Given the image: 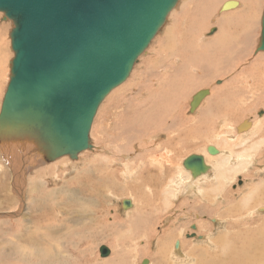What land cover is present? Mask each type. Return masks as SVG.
<instances>
[{
    "label": "rangeland",
    "instance_id": "1",
    "mask_svg": "<svg viewBox=\"0 0 264 264\" xmlns=\"http://www.w3.org/2000/svg\"><path fill=\"white\" fill-rule=\"evenodd\" d=\"M225 1H177L148 47L139 55L128 78L121 85L114 88L99 106L90 130L91 147L75 156L70 154L59 156V158L49 161V164L37 162L35 166L28 165L25 170L24 186L26 201H23V205L21 197L15 194L12 186L15 170L7 162L6 156H4L5 152L0 147V182L4 184V187L0 188V264H141L143 259H149V264H199L206 256L213 257V252L217 250L216 243L213 240L215 234L217 235L225 228L220 225L218 216L202 211H193L191 207L193 208L192 197L194 194H191L193 192L190 191H183L182 184L184 180L187 177L188 181L190 179L187 170L182 167L181 163L184 158L192 153L204 155L207 161L216 168L217 163L215 160L217 158H225L234 152V156L237 155V158L233 161V164L227 165V167L224 165L222 172V176L226 181L224 189V193L227 194L226 202H229V198L240 200L242 197H246L243 209H246L251 215L248 217L254 220L264 217V210L257 211L260 206L264 205V200L258 203L255 202V199L262 195L264 186L250 196L244 195L245 193L241 191L249 181L244 172L251 175L250 180L252 181H264V92L259 89L264 85V81H261L258 86L255 73L252 71L255 59L264 54V51L258 52V45L262 39L261 19L264 11V0L260 1L257 19H252L249 22L243 21V23H241L240 18L237 19L238 29L243 26L244 31L239 38V43H235L232 52L228 54L232 60L230 67L226 64L221 65L228 69H223L220 74L212 73V69L219 66L216 65L220 56L216 47H212L200 55H203L204 58V65L200 67L196 63L197 60H194L196 53L191 49L196 43L211 42L221 31L222 15L239 10L240 6L222 10L221 6ZM13 26L14 22L7 18L5 13L0 12V44L3 43L6 46L5 49H1L0 45V57L1 59L6 57L5 60H7L5 61L7 63L5 70L2 72L4 77H9L0 97V109L11 77L9 75L12 72V59L15 56L11 37ZM212 28H216V30L210 33ZM178 48L184 51V55H191L190 61L184 62L182 56L176 61ZM3 50L5 56L2 55ZM175 64H182L183 72L177 71ZM260 70L264 71V65L261 66ZM184 72L187 75L183 76V80L192 79L197 83L203 82L204 85L199 84L191 91L185 90L179 98L168 100L171 106L167 109L170 108V112L166 111L167 116L161 119L162 123L167 122L164 121L166 119L174 120L177 122V126H172L170 122H167L168 124L164 123L165 125L161 123L157 127L156 125L152 126V128L151 126L149 128L143 126L142 130L146 127L147 129L143 130L142 134L144 136L142 138H133V133L129 134L132 132L131 130H128L127 133L126 130L124 132L120 131L121 129L118 127L120 120L123 118L124 124H126L124 117L129 116V113L124 112L128 111L130 104L131 108L134 105L133 101L130 102L131 99H135L136 96H147L144 95V92L139 93L142 84H144V91H154L159 86L157 80H175L174 77L177 78L178 74ZM164 86L171 90L175 88L174 85L167 83H164ZM207 88L211 91L209 96L202 101L201 107L198 106L195 109V113L190 112V101H192L193 96L198 91ZM221 88L236 92L232 97L226 98V110H212L209 115L204 117L208 127L204 123H200L202 126H196V133L189 137L188 142L183 139L182 143L179 142L178 147L171 143L169 137L172 134L182 132L178 126L179 118L176 117L178 110L182 111V114H186L185 116L190 118L191 122L195 120L193 124H196L206 103L209 104L210 100L215 98V91L221 90ZM221 95L224 96L223 93ZM139 100H142V97ZM141 109L143 115H148L152 113L153 106L150 102L144 101L141 103ZM234 109H236V112ZM240 112L243 114H240ZM260 112H263V114H260ZM244 120L252 121L253 127L238 131V125ZM144 121L146 119H143ZM173 130L175 133L172 132ZM113 134H121V139L124 138V141L121 142L128 140L127 142L131 143H128L130 150L119 152L120 156L117 155L123 163L125 162L123 166H119L123 171H113L115 175L118 173L120 175V177H117L119 180L117 179L114 183L108 182L110 183L108 185L102 183L90 186L91 178H96V175L91 172L92 156L84 158L82 154L90 152V154H87L93 155L94 153L98 157L101 156V158L103 156L109 157L111 153L105 150V146H108L111 152L116 151L115 147L108 145L115 141L112 139ZM125 135L129 136L126 137ZM157 145L160 147L155 149ZM175 146L177 148L174 152L176 158L173 160L175 163L177 162L175 178H178L180 183L178 188L182 191L177 196L178 194L173 193H177L178 188L172 186L173 188H170L172 192L169 194L167 189L169 182L163 189L161 188L159 193L156 194V199H153L154 202L152 201L149 209L145 211L148 214L147 217L149 216L151 220L140 226L138 232V227H131L132 224L134 225L133 218L139 217L137 213L133 214L138 204L132 198L133 196L129 190H123L126 185L123 180H126L128 175L131 176L133 160H137L139 156H142L145 152L144 148H153V154L165 157L166 154L169 156L173 152L171 148ZM208 146L217 147L221 151V153H218L220 156L218 154L213 156L209 153ZM139 153L140 155H138ZM149 154L151 153L144 154L147 157L146 159L150 157ZM149 159L151 160V158ZM35 162L31 159L30 164ZM65 162H68L69 165ZM137 164H140V161ZM239 164L246 166L243 170H240ZM140 169L142 171L143 168L134 169L133 174L137 175ZM124 171H127L126 177L123 176ZM95 172L98 173L99 171ZM40 180V185L45 187L44 191H47L48 187L57 185L56 200H62L66 204L65 208L63 203H58L57 211H55V214H57L52 219L49 218L47 212L40 209L33 210L31 207L30 184ZM210 181H213L212 178L198 180L197 182H202L201 185L205 190ZM73 191L76 196L72 195ZM149 191L153 192L152 189H149ZM215 195L218 194L215 193ZM5 196L9 199H6ZM122 198H131L133 202L135 201L134 207L127 211L123 210L120 205ZM36 200L39 203H46L50 198L39 196ZM62 205L63 209L60 208ZM102 206L105 208L104 211ZM84 208L88 211H96L100 217L88 218L84 214V211H87ZM221 208L223 210V207ZM137 212L139 213V210ZM2 213L6 214L1 215ZM9 213L19 215L12 217L9 216ZM127 213L130 214L127 215ZM69 214L74 216L73 220L67 217ZM126 216H129V218ZM126 221H129L128 226ZM130 222L132 223L131 226ZM106 224L109 227L106 228ZM191 225H196L197 228L194 229ZM192 233H196V236H188ZM161 239H164L162 255L159 253L158 248ZM209 239L212 242H209ZM258 239L262 240L259 237ZM177 243L178 247H176ZM102 245H107L111 249L108 256H101L100 247ZM125 246L127 249L124 248ZM261 247L264 246L260 245L259 248ZM193 249H198L200 252L197 250L192 251ZM201 252H204L203 255L198 254ZM259 264H264V262Z\"/></svg>",
    "mask_w": 264,
    "mask_h": 264
},
{
    "label": "water",
    "instance_id": "2",
    "mask_svg": "<svg viewBox=\"0 0 264 264\" xmlns=\"http://www.w3.org/2000/svg\"><path fill=\"white\" fill-rule=\"evenodd\" d=\"M176 2L0 0V12L14 22L11 37L16 53L0 112V136L38 131L39 138L27 136L49 143L57 157L89 148L99 106L128 78ZM236 4L228 1L223 9ZM260 50H264V16ZM207 93L201 90L195 95L192 112ZM251 123L245 120L239 130ZM185 166H200L194 173L206 170L203 156L198 155L189 156ZM124 205L131 202L125 200ZM108 253V247L101 246L102 256Z\"/></svg>",
    "mask_w": 264,
    "mask_h": 264
},
{
    "label": "bare ground",
    "instance_id": "3",
    "mask_svg": "<svg viewBox=\"0 0 264 264\" xmlns=\"http://www.w3.org/2000/svg\"><path fill=\"white\" fill-rule=\"evenodd\" d=\"M228 1H237V4L233 5V7L240 6L239 10H234L232 12H229L227 14L222 15V19H221V23H220L221 31L218 34V36L215 37L211 42H209V43L207 42L204 44L198 43L200 45H198L196 43L194 45V47L191 48L192 51L194 53H196V58L194 60H197L196 63L199 67L204 65L203 55L200 56L203 52H207V50L212 48V47H216L219 50L218 54L220 56L218 57L217 64H216L219 66L212 69L213 74H218V73L220 74L223 71V69L224 70L228 69V68L222 67L221 65L226 64V65H228V67H230L229 65H231L232 60L228 54H230L232 52L234 44L239 43V38L241 37V34L244 31L243 26H241V28L238 29V26L236 24L237 19L240 18L241 23H243V21L249 22L252 19H257L258 15H259L260 1L261 0H226L221 6L222 10H225V9H223V6ZM176 3H175V5H176ZM263 16H264V11L262 14V19H261L262 30H263ZM247 26H248V24H247ZM212 29H216V28H212ZM210 33H211V31H210ZM0 37H1V35H0ZM2 42H4V41H2ZM261 42H262V39H261ZM261 42L259 43L258 48L260 47ZM5 47H6L5 44L2 43L1 49H5ZM260 51H264V50H260ZM2 55L5 56L4 50H3ZM181 56L184 57V58H182V60L184 59V62L190 61L189 58L191 57V55H188V54L184 55V51L182 49L178 48V55H177L176 61L179 60L181 58ZM14 57H13V59H14ZM5 59H6V57H4V58L2 57V59L0 57V97L3 93L5 82L9 78V77H4L3 72H2L3 70H5V67L7 64V63H5V61H7ZM255 60H256L255 64L252 66V71L255 73L254 75L256 76V80H257L258 86H259V83L261 81H264L263 80L264 71L260 70L261 66L263 67V65H264V54L257 57ZM182 64H180V65L175 64L176 65L175 69L179 72H183ZM7 66H9V65H7ZM12 67H13V61H12ZM12 75H13V70L9 76L12 77ZM184 75H187V73L184 72V73L178 74L177 78L176 77L173 78L175 80H168V79L157 80V83H159V86L154 91H144V84H142L143 86H141V87L139 85L140 89H139V87H138V89L141 90V92L139 91V93L144 92V95H147V96H136L135 99H131L130 102L133 101L134 105L131 108V104L129 103L130 105L128 106V111L124 112V113H129V116L124 117L126 120V124H124L123 118L120 120V124L118 125V127L121 129L120 131L124 132L126 130L125 132L127 133L128 130H131L132 132L129 134L133 133L132 134L133 138H142L144 136L142 134L144 132L143 130L147 129V127H146V129L144 128L142 130L143 126H148V128L151 126V128H152V126L156 125V127H157L158 124H161L163 122L161 119L165 118L167 116L166 111L170 112V108L167 109L169 106H171L168 103V100H173L174 98L175 99L179 98L180 96L183 95L185 90L191 91V89L197 87L199 84L204 85L203 82L197 83V81L192 80V79L183 80L182 78ZM5 76H8V75H5ZM11 77L9 79L8 86H9V83L11 81ZM164 83L172 84L175 86V88L173 90L166 88L164 86ZM259 89L261 90V92H264V85L259 87ZM202 90H208V93L205 97L209 96V94L211 92L210 89L207 88V89H202ZM6 92H7V90L4 93L3 100L5 98ZM221 93H223L224 96L221 95ZM235 93L236 92H234L232 90L228 91V90H223L222 88H221V90H216L214 93L215 98L210 100L211 102L209 104L208 103H206V105L204 104L205 107L202 109V112L199 111V112H201L200 113L201 115L197 119L198 122H196V124H193V122L195 120L191 122L190 118H187L185 116L186 114L184 115V114H182L183 113L182 111L178 110L176 117L178 116V118H179V125L178 126L181 128L182 132L172 134L171 137H169L170 138L169 141L171 140L172 141L171 143L175 144L177 147L179 146V142L182 143L183 139L188 142L189 137L193 136V134L196 133L195 132V130L197 129L196 126H202V125H200V123H204L206 125V121H205L204 117L209 115V113L212 110L225 111L227 108V105L225 104L226 98L229 96L232 97L233 95H235ZM195 95L193 96V99H194ZM133 97H135V96H133ZM140 97H142V100H139ZM205 97L199 102L198 106L201 107L200 104H202V101L205 99ZM193 99H192V101H193ZM3 100H2V104H1V109H2V105H3ZM144 101H148L152 104L153 111L151 114L143 115L141 113V111H142L141 103ZM192 101H190V102H192ZM191 108H192V106L190 103V112H192ZM132 110H135V111L133 112ZM198 110H199V108H198ZM234 111L236 112V109H234ZM240 114H243V113L240 112ZM226 117H228V116H226ZM143 119H146V121L143 122ZM164 121L170 122V124L172 126H177L176 125L177 122L174 120H167L166 119ZM244 121H242V123L240 125H238V127H237L238 131H240L239 127L243 124ZM167 122H164V123H167ZM250 122H252V121H250ZM164 123H162V124L165 125ZM206 127H208V126L206 125ZM251 127H253V122L247 128H251ZM172 128H174V127H172ZM247 128H245V129H247ZM245 129H243V130H245ZM32 132H33L32 129H28L27 132H18V131L13 132V134H11V136H9V134H6L10 138H8L6 136L0 137V139H1L0 140L1 150L3 152H5L4 156H6L7 162L11 165V168L13 170H15V172H14L15 175H13L12 186H13V190H14L15 194H17L21 197L22 205L24 203L23 201H26L25 200V193H24V186H25V177H26L25 176L26 175L25 170L28 167V165L35 166V164L37 162H40V164H44V163L46 164L49 161H53L56 158H59V157H57V154H55L53 152L51 145L49 143L45 142L44 140L39 141V139H36V137L33 139V137L30 138L27 136V135H31V136L35 135L39 138V136L37 135L38 131H35L36 133H34V134ZM172 132L175 133L174 130ZM23 133H26V134H23ZM127 136H129V135H127ZM112 139H114L115 141L113 143L108 144V145L115 147L116 151L111 152V150L108 148V146H105V150L108 151L109 153H111V155L109 157L103 156L101 158V156L98 157L94 153H93V155H88L87 153L90 154V152H86V153L82 154L84 158H89V156H92V171L91 172L96 175V178L95 177L91 178L90 186H95L97 184H102V183H107V185H108V184H110L108 182L114 183L117 181V179H118L117 177H120L119 173L117 175H115L114 172H116V171L122 172L123 171L120 167L123 166V164L125 162L123 163L122 160L120 159V157H117V155L120 156L119 154L121 152H124V151L127 152V150H130V146L128 144L130 142H127L128 140H126V139H125L126 142H121V141H124V138L121 139V134L120 135L119 134H113ZM186 141H184V142H186ZM191 142H192V140H191ZM167 145L169 146L168 143H167ZM170 145H172V144H170ZM176 146L172 147L171 150H173V152L170 153L169 156H168V154H166L165 157H160L159 154H153L154 149L146 147V149L144 148V150L146 153H151V154H149L150 155L149 158H151V160L149 158H148L149 160L146 159L147 157H146V155H144L146 153L143 152V154L141 153L142 156L141 157L139 156V159H137L138 161H140V164H137L138 161L136 159L133 160L134 163H132L133 164V166H132L133 170L131 172V176L128 175V178H127L126 177L127 171H124L123 176L126 177V180H123V181L125 182L124 184H126V185H125V187H123V190H129V192L133 196L132 198L138 204V207L136 206L137 208L134 210L133 214L137 213L139 217H134L133 218L134 225L130 222V226L132 224L131 227H133V228L138 227L137 228L138 232L140 231V226H142L143 224H145L151 220V218H149V216L147 217L148 214L145 211H147L149 209L153 199L157 196L156 194L159 193L161 188L163 189L167 185V183L169 182L167 185V189H168V193L170 194L172 192V190H170V188L172 186H175L178 188V186L180 184L178 181V178H175L176 177L175 167L177 166V162L175 163L173 161L176 158V153L174 154V152H176L175 149H177ZM89 147H91L90 134H89ZM159 147L160 146L157 145L155 149H158ZM169 147H171V146H169ZM210 147H214V146H208V148H207L208 152L213 154V156L214 155L216 156V154L221 153V151L218 150L217 147H215L217 149V151L215 153H212L209 150ZM148 149H150V150H148ZM179 149H180V147H179ZM144 150H141V151H144ZM63 155L64 154H62L60 157H62ZM138 155H140V153ZM191 155L203 156L204 166H206L205 171H203L201 173L199 171H197L194 173V170L199 169L200 166H198V168L193 167V166H189V168H187L185 166V160ZM218 155H217V157H218ZM142 157H144V158H142ZM236 158H237V155L234 156V152L229 154L225 158L224 157L223 158H217L215 160V162L217 163V166H216V168H214L212 166V164H210L207 161V159L205 158L204 155L199 154V153H192V154L188 155L186 158H184V160L181 163L182 167L187 170L188 176L190 179V181H188V177L187 178L185 177L186 179L184 178L185 180L182 184L183 191H185V192L190 191V192H193L191 194H194V196L192 197L193 208L191 207V209H193V211H195V212L202 211L205 213L212 214L214 216H218L220 219V225L224 226V228H225L223 231H220L217 235L215 234V237L213 240L216 243L217 250L215 252H213V257L206 256L204 258V260H201V262L199 264H246L247 261H249L248 264H259V263L264 262V247L259 248L260 245L264 246V217H262L259 220H254V219L248 217L251 215L247 212L246 209H243L244 208L243 203H244V200L246 197H242L240 200H234V199L229 198V202H226V200H227L226 195L227 194H226V192L224 193L226 181L222 176V172H223L224 165H226V167H227V165L233 164V161ZM31 159H33L36 162L33 164H30ZM65 160H66V158L64 159V161ZM67 160L69 161V159H67ZM66 164L69 165L68 162ZM245 166H242L241 164H239V167H240L239 169L243 170L245 168ZM139 167L143 168L142 171L140 169V170H138L139 172L137 173V175H134L133 174L134 169H138ZM83 169H85V168H83ZM211 170H212V172H210ZM95 171H99V172L96 173ZM128 173H129V170H128ZM244 173H245V176L249 180L247 182V185L244 187V189L241 190L242 192L245 193L244 195L247 194V196H250L254 192H257V191L262 189L261 187L264 186V181L263 182H260V181L255 182L256 180L252 181V180H250L251 175L248 172H244ZM125 177H123V178H125ZM209 178H212L213 181H210L208 183V185L205 187V190H206L205 191L201 185L202 182L198 183L197 181L198 180H205V179H209ZM192 181H195V182H192ZM40 182H41V180L35 181V183L30 184L31 185L30 186V188H31L30 203L32 204L31 207L33 210L40 209V210L47 212L49 215V218L52 219L57 214V213L55 214V211H57L56 208L58 207L57 206L58 203H63L65 208H66V204L62 200H56V197H57L56 194L58 193L57 185L53 186V187L52 186L48 187L47 191H44L43 189L45 187L41 186ZM47 185H49V184H47ZM107 185H103V186H107ZM2 187H4V184H3V182H0V188H2ZM149 189H152L153 192H150ZM176 191H177V193H173V194H175V195L178 194L177 196H179L180 192L182 190L178 188ZM124 192H126V191H124ZM174 192H175V190H174ZM263 192H264V188L262 189V195L259 196L258 198H256L255 202L258 203V202L264 200V193ZM215 193L218 195H215ZM72 195L76 196V193L73 191ZM14 196H16V195H14ZM39 196H48L50 198V200L46 203H39L36 200L37 197H39ZM171 197H172V195H171ZM5 198L9 199V197H7V196H5ZM125 200H129L131 202V205L128 207H125V205H124ZM135 201L133 202V200L131 198H128V199L122 198L120 201V205L122 206L121 208L123 210L127 211L128 209L134 207ZM63 205L60 208L63 209ZM221 207H223V210H221L222 209ZM102 209H103V211L105 210V208L103 206H102ZM260 209L264 210V205L260 206V208H258L257 211H259ZM84 210H87V209L84 208ZM138 210H139V213L137 212ZM20 212H21V210H20ZM77 213H78V211H77ZM140 213H142V215H140ZM3 214H6V213H2L1 215H3ZM21 214H22V212H21ZM84 214H85V216H87L90 219L100 217L99 213H97L96 211L94 212V210L93 211L92 210L84 211ZM128 214H130V213H127V215ZM152 214H153V212L151 213V215ZM15 215H19V214L9 213V216L15 217ZM75 216L77 217V215H75ZM129 216H126V217L129 218ZM67 217L70 220H73V218H74V216L72 214L67 215ZM236 217H238V218L240 217V218L238 219ZM146 218H147V220H146ZM242 218H244V219H242ZM135 220H136V222H135ZM126 222H127V226H128L129 221H126ZM105 227L107 228V227H109V225L106 224ZM191 227L194 229L197 228L196 225H191ZM188 236H196V233L189 234ZM258 237L262 238V240H259ZM207 241H208V239H207ZM163 242H164V239H161V242L159 243V246H158L159 253L161 255L163 253V248H164ZM209 242H212L211 239H209ZM102 246H107V245H102ZM176 247H178V243L176 244ZM246 247H248V248L246 249ZM124 248L127 249L126 246ZM108 249H109V253L106 256H108L111 253V249L109 247H108ZM196 250L199 251L198 249H193L192 251H196ZM203 253L204 252H201L198 254L203 255ZM100 254H101V247H100ZM101 256H102V254H101ZM144 260H146V259H143V261ZM147 260H148V264H149L150 260L149 259H147ZM143 261L141 264H143Z\"/></svg>",
    "mask_w": 264,
    "mask_h": 264
}]
</instances>
